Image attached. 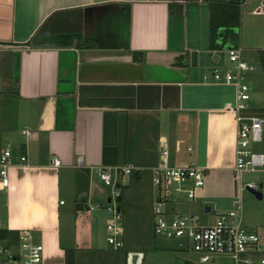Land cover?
I'll return each instance as SVG.
<instances>
[{
    "label": "crops",
    "instance_id": "0c3cea01",
    "mask_svg": "<svg viewBox=\"0 0 264 264\" xmlns=\"http://www.w3.org/2000/svg\"><path fill=\"white\" fill-rule=\"evenodd\" d=\"M252 1L258 5L249 13L264 15V0H245L238 38L221 30L214 49L208 0H0V93H12L13 109L0 120V154H15L11 186L0 195V228L33 230L45 246L44 264H65L66 248L82 264L81 254L105 251L86 242L103 219L92 203L94 181L101 182L95 170L134 167L118 177L123 200L134 181L146 173L151 181L166 147L169 163L207 170L204 206L225 212L243 200L234 174L235 113L226 108L236 92L215 82L213 70L234 69L227 49L242 46V9ZM249 111L264 115L252 101ZM19 154L27 155L25 164ZM64 172L74 190L71 245L62 235ZM257 182L263 191L264 177ZM248 218L243 224L258 232L263 248L259 259L264 215L255 210Z\"/></svg>",
    "mask_w": 264,
    "mask_h": 264
},
{
    "label": "built area",
    "instance_id": "2783aa9c",
    "mask_svg": "<svg viewBox=\"0 0 264 264\" xmlns=\"http://www.w3.org/2000/svg\"><path fill=\"white\" fill-rule=\"evenodd\" d=\"M227 54L234 69L223 73L214 69L213 79L217 83L233 86L236 92V102L226 105L227 109L235 113L236 120L234 174L239 181L240 192L262 189L261 184L256 181L244 182L246 173L264 172V150L256 151L253 148L255 144L264 142V116L249 111L252 96L247 72L255 67L245 60L244 49L240 44H232L227 49ZM24 133L29 134L28 131ZM162 156L166 160L151 170L154 233L177 241L183 249L195 251L203 263H211L216 257H227L233 264H264V257H254L256 251L263 250L259 245L261 242L258 232L248 230L243 224L241 195L230 210L218 212L212 222L199 214L183 213L177 209L178 205L184 203L181 194H186L189 201L199 199V193L206 185L207 170L193 162L169 163L167 147L163 149ZM17 158L20 164L28 161L25 154H19ZM14 160L12 148L1 152L0 193L8 191L11 186L10 169ZM53 163L60 166L61 160L55 158ZM78 166H82V160L78 161ZM133 170V166H100L95 170L99 180L113 188L105 213L107 241L114 250L125 246L123 215L118 202L120 194L115 187L118 186L120 175L130 174ZM210 212L204 211V215ZM44 258L45 246L35 240L31 229L20 230L16 241H11L10 238L0 240V264H44Z\"/></svg>",
    "mask_w": 264,
    "mask_h": 264
},
{
    "label": "rangeland",
    "instance_id": "374dc122",
    "mask_svg": "<svg viewBox=\"0 0 264 264\" xmlns=\"http://www.w3.org/2000/svg\"><path fill=\"white\" fill-rule=\"evenodd\" d=\"M255 2L246 5L242 9L244 14L243 28L241 38L244 49L245 60L255 67V69L247 72V82L250 86L251 99L253 107L264 108V73L262 71L258 52L264 49V15L250 14L249 11L256 7ZM259 39H256V37ZM229 60V59H228ZM229 65V63H228ZM233 70V69H232ZM10 93V92H9ZM8 92L0 93V120L9 117L13 109L11 108V94ZM9 102H11L9 104ZM259 114V113H258ZM264 116L263 114H261ZM2 139L0 134V140ZM264 150V142L257 144ZM3 143H0V148L3 149ZM260 151V150H258ZM146 180L140 182L136 180L132 184V190L124 191L123 200L118 201L124 214V241L125 246L122 249L114 250L107 241L106 215L105 208L109 203L113 188L103 182L94 181L93 192V207L102 212V220L98 224L93 225L91 239H86L87 244L91 243L92 247L97 250H105L104 253H85L81 254L80 261L82 264H183L185 258L199 261L198 254L193 250L183 249L178 245V242L173 239L156 235L153 228V190L150 176L148 173ZM264 177L262 172L246 173L244 182L258 181ZM125 180H131V175H125ZM72 177L68 173H63L62 188L63 200H66V205L63 206V243L71 245L75 232H72L71 223L75 222L73 218L74 211V190ZM256 181V182H257ZM120 186H116L115 190L121 193ZM264 194V190L262 191ZM2 193H0L1 195ZM131 194V195H129ZM1 197V196H0ZM184 203L177 206L178 210L183 213H195L201 215L205 220L212 222L216 213L214 210L207 215H204V202L200 199L194 201L187 198L186 194H181ZM2 198L0 205L2 206ZM255 204H259L256 206ZM264 198L259 200L253 193L246 190L243 192L242 200V215L243 221L249 219V215L257 210L260 218V213L264 215ZM71 210V216L69 211ZM256 215V214H255ZM256 220V219H255ZM258 220V219H257ZM262 221V217L260 218ZM4 225L0 219V227ZM75 225V224H74ZM245 225V224H244ZM73 233V234H72ZM37 237V238H36ZM36 241H40L38 235L35 236ZM91 241V242H89ZM158 246L157 249L154 246ZM260 247L262 246L259 244ZM92 248V249H94ZM215 264H233V261L227 257L214 259ZM204 264V263H201ZM207 264V263H205Z\"/></svg>",
    "mask_w": 264,
    "mask_h": 264
},
{
    "label": "trees",
    "instance_id": "16d2710c",
    "mask_svg": "<svg viewBox=\"0 0 264 264\" xmlns=\"http://www.w3.org/2000/svg\"><path fill=\"white\" fill-rule=\"evenodd\" d=\"M245 0H211L210 1V40L212 47L218 48L219 34L221 30H225V37L238 38L241 26V6ZM259 62L264 73V49L258 52ZM86 178H88L86 176ZM79 194V191H78ZM80 206V203L77 205ZM19 235L18 230L8 228H0V240L10 238L16 241ZM65 264L76 263V251L73 248L65 249ZM185 264H190L186 261Z\"/></svg>",
    "mask_w": 264,
    "mask_h": 264
},
{
    "label": "water",
    "instance_id": "95a60500",
    "mask_svg": "<svg viewBox=\"0 0 264 264\" xmlns=\"http://www.w3.org/2000/svg\"><path fill=\"white\" fill-rule=\"evenodd\" d=\"M208 1H211V0H208ZM218 41H220V39H219ZM229 45H230V44H229ZM230 46H232V45H230ZM230 46H229V47H230ZM260 186H261V188H262L263 185L261 184ZM250 192L253 193L257 199H263V197H264V194H263V192H262V189H250ZM121 200H122V196L119 195V196H118V201H121ZM109 201H110V199H109ZM211 210H212V206H211V205L206 204V205L204 206V211H205V212L208 213V212H210Z\"/></svg>",
    "mask_w": 264,
    "mask_h": 264
}]
</instances>
